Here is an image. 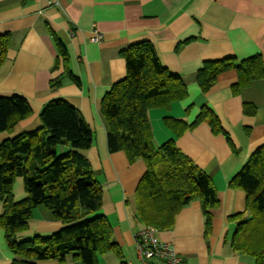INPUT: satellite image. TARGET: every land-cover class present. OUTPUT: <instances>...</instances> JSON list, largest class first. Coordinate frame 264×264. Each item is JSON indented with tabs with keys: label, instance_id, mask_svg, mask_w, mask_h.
Returning <instances> with one entry per match:
<instances>
[{
	"label": "crops",
	"instance_id": "0c3cea01",
	"mask_svg": "<svg viewBox=\"0 0 264 264\" xmlns=\"http://www.w3.org/2000/svg\"><path fill=\"white\" fill-rule=\"evenodd\" d=\"M95 27L103 33L101 41L91 40ZM6 32L11 44L0 67V95L26 97L33 113L12 131L0 132V140L40 128V112L54 98H63L82 112L94 133L92 146L83 152L103 186L101 213L110 220L113 240L121 250V255L100 254L98 264H138L134 234L144 225L136 219L134 197L147 166L143 159L131 163L124 151H109L101 101L127 74L121 52L142 41H151L161 63L188 86L187 98L170 108L149 110L154 143L160 146L175 139L211 176L219 198L211 210L209 233L202 204L194 200L176 215L171 229L158 231V237L171 242L187 264H255L253 257L233 251L230 245L236 222L229 216L246 210L247 193L229 182L264 144V78L235 94L232 86L238 72L226 70L206 93L197 72L206 60L245 59L257 53L264 58V0H0V34ZM58 41L66 45L67 61ZM59 76L64 82L52 89L51 80ZM246 102L257 106L256 114L244 113ZM204 106L219 116L229 139L215 134L208 122L179 137L164 123L166 116L192 123ZM68 148L60 145L58 152ZM27 196L23 178L17 177L15 199ZM63 226L51 210L39 205L18 238L50 235ZM13 259L0 226V264H11ZM38 264L80 263L44 259Z\"/></svg>",
	"mask_w": 264,
	"mask_h": 264
},
{
	"label": "trees",
	"instance_id": "16d2710c",
	"mask_svg": "<svg viewBox=\"0 0 264 264\" xmlns=\"http://www.w3.org/2000/svg\"><path fill=\"white\" fill-rule=\"evenodd\" d=\"M10 44L11 34H0V67L7 60ZM58 46L67 61L66 45L58 41ZM121 54L126 60L127 74L104 96L101 112L108 122L109 151H124L131 163L137 159L146 162L134 197L136 219L144 227L169 230L180 210L199 200L209 233L211 210L219 205L211 176L177 146L175 139L156 146L149 118L150 109L170 108L174 102L187 98L188 86L179 74L161 63L151 41L132 44ZM230 69L238 72V81L232 86L238 94L264 78L263 55L206 60L197 72L198 84L207 93L218 75ZM68 75L78 80L72 72L68 71ZM63 82L62 76L55 77L50 87L58 88ZM256 112L255 104L244 103L245 114ZM32 113L26 97L0 95V132L12 131ZM40 118V128L0 140V226L5 231L6 245L14 254L11 264H38L44 259L98 264L100 254L121 255L113 240V226L100 212L103 186L83 152L93 144L92 128L82 112L63 98L47 102ZM201 122H208L215 134L230 138L209 106H204L192 123L164 117L175 137ZM60 145L69 148L60 154ZM17 177L23 178L28 193L21 200L14 197ZM229 185L247 193L246 210L229 216L236 222L231 248L253 257L255 264H264V144L251 154ZM39 205L51 210L64 226L50 235L18 238V233L28 229L33 209Z\"/></svg>",
	"mask_w": 264,
	"mask_h": 264
},
{
	"label": "built area",
	"instance_id": "2783aa9c",
	"mask_svg": "<svg viewBox=\"0 0 264 264\" xmlns=\"http://www.w3.org/2000/svg\"><path fill=\"white\" fill-rule=\"evenodd\" d=\"M92 41H101L103 33L94 28ZM158 229L146 226L134 234V249L139 264H187L171 242L158 237Z\"/></svg>",
	"mask_w": 264,
	"mask_h": 264
},
{
	"label": "rangeland",
	"instance_id": "374dc122",
	"mask_svg": "<svg viewBox=\"0 0 264 264\" xmlns=\"http://www.w3.org/2000/svg\"><path fill=\"white\" fill-rule=\"evenodd\" d=\"M59 153L61 154V152L59 151ZM101 212V211H100ZM136 254V253H135ZM136 258H137V256H136ZM138 260V259H137ZM138 264H139V262H138Z\"/></svg>",
	"mask_w": 264,
	"mask_h": 264
}]
</instances>
